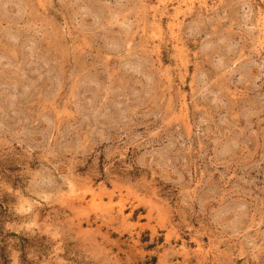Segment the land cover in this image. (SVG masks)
Returning <instances> with one entry per match:
<instances>
[{
    "label": "rangeland",
    "instance_id": "374dc122",
    "mask_svg": "<svg viewBox=\"0 0 264 264\" xmlns=\"http://www.w3.org/2000/svg\"><path fill=\"white\" fill-rule=\"evenodd\" d=\"M0 264H264V0H0Z\"/></svg>",
    "mask_w": 264,
    "mask_h": 264
},
{
    "label": "bare ground",
    "instance_id": "6f19581e",
    "mask_svg": "<svg viewBox=\"0 0 264 264\" xmlns=\"http://www.w3.org/2000/svg\"><path fill=\"white\" fill-rule=\"evenodd\" d=\"M161 4H163V3H161ZM164 6V5H163Z\"/></svg>",
    "mask_w": 264,
    "mask_h": 264
}]
</instances>
